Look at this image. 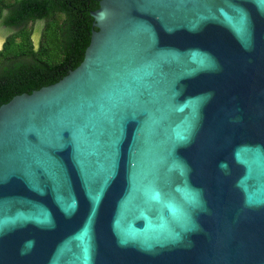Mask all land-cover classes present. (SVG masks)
Wrapping results in <instances>:
<instances>
[{
  "label": "water",
  "instance_id": "water-1",
  "mask_svg": "<svg viewBox=\"0 0 264 264\" xmlns=\"http://www.w3.org/2000/svg\"><path fill=\"white\" fill-rule=\"evenodd\" d=\"M81 64L0 107V264H264V0H99Z\"/></svg>",
  "mask_w": 264,
  "mask_h": 264
},
{
  "label": "trees",
  "instance_id": "trees-1",
  "mask_svg": "<svg viewBox=\"0 0 264 264\" xmlns=\"http://www.w3.org/2000/svg\"><path fill=\"white\" fill-rule=\"evenodd\" d=\"M99 0H0V107L55 84L83 61ZM42 26L35 48L31 34ZM40 26V27H41Z\"/></svg>",
  "mask_w": 264,
  "mask_h": 264
},
{
  "label": "rangeland",
  "instance_id": "rangeland-1",
  "mask_svg": "<svg viewBox=\"0 0 264 264\" xmlns=\"http://www.w3.org/2000/svg\"><path fill=\"white\" fill-rule=\"evenodd\" d=\"M41 26V24H40ZM39 25L35 26L33 28L32 34H31V40L35 46V48L38 47V42L42 33V26L40 27ZM10 35V32L4 31L3 29L0 28V49L3 46V43L5 42L6 38Z\"/></svg>",
  "mask_w": 264,
  "mask_h": 264
}]
</instances>
